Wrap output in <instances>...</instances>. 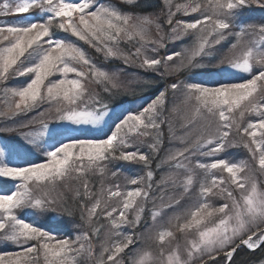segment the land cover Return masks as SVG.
Wrapping results in <instances>:
<instances>
[{"label":"snow or ice","instance_id":"snow-or-ice-1","mask_svg":"<svg viewBox=\"0 0 264 264\" xmlns=\"http://www.w3.org/2000/svg\"><path fill=\"white\" fill-rule=\"evenodd\" d=\"M254 6L264 9V0H163L153 17L104 0H0V16L10 17L0 24V116L41 109L39 128L0 129L23 140L0 146V241L19 249L0 252V264H125L129 257V264H157L138 247L145 239L156 245L159 264H232L242 247L264 250V189L254 175L256 165L264 173V19L243 18ZM185 37L191 44L176 51ZM226 41L228 54L217 58ZM80 42L124 67L98 65ZM133 66L164 85L144 104L115 113L110 101L128 94L121 74ZM193 69L220 78L168 82ZM20 77L27 79L7 86ZM181 106L187 115L175 130L166 114ZM165 127L172 147L159 159ZM235 147L248 158H230ZM158 159L156 169L174 171L157 182ZM124 163L145 170L126 178L136 187L106 184ZM169 184L176 195L165 204ZM53 215L78 231L58 236L42 222ZM177 232L183 248L172 247Z\"/></svg>","mask_w":264,"mask_h":264},{"label":"rangeland","instance_id":"rangeland-1","mask_svg":"<svg viewBox=\"0 0 264 264\" xmlns=\"http://www.w3.org/2000/svg\"><path fill=\"white\" fill-rule=\"evenodd\" d=\"M121 1V0H120ZM104 2H110V0H104ZM10 19V17H4V16H0V24H2L4 21ZM75 39V38H73ZM187 42L184 44V42H181L178 47L176 49V51H180L182 48L188 46L191 44V39L189 38L188 40H186ZM81 45L85 48V50H90V52H92L90 49L88 48L87 45H84L83 42H80ZM225 45V49H222V47H219V51L218 52H214V55H217V58L219 57V55H226L228 54V44L227 41L224 43ZM219 46V45H218ZM93 56H95L97 59V54L95 53V55L93 54ZM100 58H102V56H99ZM119 61V60H118ZM121 62V61H120ZM206 62V61H205ZM98 65L100 64L99 60H98ZM110 64H115L114 62H110ZM112 67H105L107 70L109 71H113V70H117L113 68V65H111ZM120 67H124L122 65V62L120 64ZM127 68V67H126ZM236 78V77H233ZM27 78L26 77H20L19 79H10L7 82V86L8 87H13V86H19L22 84L23 81H25ZM218 79L217 76H209L207 75V77L204 78V80L208 81V82H213L214 80ZM134 81V80H133ZM2 88L3 85L0 87V112H4L6 111V105L3 102V92H2ZM144 104V101L138 100V101H133L132 103H127L125 102V104H119L117 106L114 107L115 109V113H120L123 108H127V107H138L139 105ZM172 103L169 105L172 108ZM41 111V109H37L35 110L33 113H35L34 115H32V112H29V115H20V116H15V117H9V116H0L2 119H6L5 121H1L0 123V129H4V128H16L18 127L20 124L22 123H28V122H32L33 128H39V125L36 121H38L40 119V117L37 116V112ZM178 115V120L177 123L181 124L185 118V116L187 115V110L183 109V106H181V110L177 112ZM0 118V119H1ZM35 118V120H34ZM22 131H29L30 129L28 128H24L21 129ZM5 134V135H3ZM77 135L79 133H76ZM143 139V138H141ZM18 143H23L22 137H20L16 132H0V146L2 145H8V146H15ZM175 143V142H174ZM172 147V145L168 142V145L166 146V148L163 150V153L160 156V159L165 158L168 149ZM229 154H230V158H236V159H247L248 158V153L246 152V150L242 147H235V148H231L229 149ZM159 163V161H158ZM156 168V167H155ZM170 171H174L172 169H170V166L165 164L162 165L160 167L159 171H155V176H154V181H160L161 177L166 176ZM199 171V170H198ZM145 173V170L142 168V166H138V164H128V163H124L121 169V172L118 176V178L113 181V179L110 177L108 179V181H106L107 183H113V182H118L122 187L127 185V187L130 188H134L136 187L135 185H130L127 183V179L126 178H130V177H134V176H143ZM225 176L227 175L226 173L224 174ZM254 175L258 184V187H260L261 189H264V173H260L259 169H258V165H256L255 170H254ZM200 176L197 175V180H199ZM185 177L180 176L178 178V180H184ZM165 190L167 192V195L165 196V199L163 201V203H169L170 202V197L176 195L175 192L172 191L171 189V185H166L165 186ZM198 190V184H196L193 187V193H195ZM215 202L217 204L219 203H223L222 200H220L219 198H215ZM157 206H160L161 201L157 200L156 201ZM184 207V202H182L181 204V208ZM148 209L151 210L152 209V204L151 201L148 204ZM180 210V209H178ZM146 218H148L150 220V215L149 213H145ZM62 219L60 218H42V222L44 223L46 228H50L53 232H55L58 236H63L69 232H72L73 234L78 231L77 229H75L73 227L72 224L69 223H62L61 222ZM106 223V221H105ZM140 231H143L142 229ZM173 231L175 232V229L173 228ZM100 239H103V232L101 233V237ZM185 241L184 238L181 234H179L178 232L175 234V239L173 240L172 243V247L175 248L177 244H179L181 246V248H183ZM11 242H5V241H0V252H4V251H17L19 250L15 245H13L12 247L10 246ZM139 248H145L150 250L153 253V258L157 261V264H159V254L158 251L156 249V245L153 243V241L150 240H142L140 242V244L138 245ZM262 251V249H260ZM259 249L255 250V251H251L248 250L246 247H242L241 249H238L237 252L233 255V261L235 259V256H237V253L239 251H245L247 254H251L254 255L256 254V252H258L259 257H251V261H247L244 264H261L262 261H264V252H260ZM99 251H100V247H99V243L97 242L96 244V249H95V256L99 255ZM128 251V250H126ZM95 256L93 257V259H95ZM219 259V258H218ZM129 258L125 259V264H129ZM89 264H91V261H89ZM232 264H235L232 262ZM242 264V263H241Z\"/></svg>","mask_w":264,"mask_h":264},{"label":"trees","instance_id":"trees-1","mask_svg":"<svg viewBox=\"0 0 264 264\" xmlns=\"http://www.w3.org/2000/svg\"><path fill=\"white\" fill-rule=\"evenodd\" d=\"M174 2H183V0H174ZM110 3L115 4L116 6H118L120 9H122L124 11H134V12L141 14V15H150L153 17L160 15L162 8H163V0H138V5H139L138 7L130 6L126 3H121L120 0H110ZM243 18L247 22L259 23L262 21V19H264V9H260V8L255 7V6L250 8V9H246L243 13ZM188 39L189 38L185 37L182 42H184V44H185L187 42L186 40H188ZM180 43H181V41L175 42V50L180 47V46L178 47V45ZM216 47L219 48L221 46L217 45ZM171 48H172V44L170 43L169 50H171ZM222 49H225V45L222 47ZM86 51L92 56H93V54L95 55L94 50H91L92 52H90L89 49ZM99 56L100 55L97 54L98 59L95 56H93V57L96 59L97 62L99 60L100 64H103L104 67H112L111 65H113L114 69L121 68L120 67V64H121L120 61L115 60V61L104 62L103 57L100 58ZM220 56H222V55H219V57ZM216 57H217V55H216ZM110 62H114L115 64H110ZM207 75L208 74L204 73L203 70H201V69H193L191 73L182 74L179 77H169L168 82L170 83V82H172L173 79H177V78L184 79V78H186V76H191L193 78V80L200 81V80H204V78L207 77ZM219 78L220 77H218V79ZM121 80L128 86V94L127 95H123V94L117 95L112 101H110V103L113 105V107H115L119 104H125V102L132 103L133 101H138V100L144 101V103H145L146 101H148L154 97L158 88H162L164 85V81H161L159 79V77L157 76V74L144 72L143 70H141L137 67H134V66L124 68V72L121 74ZM133 80L134 81H136V80H140V81L155 80V84H152L151 86H148V87H144L142 83L141 84H137V83L128 84V81H133ZM1 86H2V84H0V87ZM172 101H173L172 94L169 93V105L172 103ZM169 109H171L170 106H169ZM33 112L34 111H32V113ZM177 112H169L166 114L175 130H178L179 125H180L177 123V120H178ZM29 114L30 113L26 114V116ZM34 114L35 113H33L32 115H34ZM5 120L6 119L1 118L0 122L5 121ZM3 135H5V134H3ZM143 140L145 141V144L150 142V138H143ZM168 142H169V129L167 127H165L164 128V143H163V148L159 154V159H160L161 154L163 153V150L168 145ZM142 150L147 151V148L144 147ZM159 159L157 161L153 162V165H152L153 169H156L155 167H156V164L158 163ZM138 166L141 167V165H139V164H138ZM159 170H160V168L156 169V171H159ZM49 218H60L62 220L68 219L66 216H61V215H53ZM76 220L77 221L79 220L78 214L76 216ZM10 246L12 247L13 244L11 243ZM262 251L264 252V250H262ZM262 251L260 250V252H262ZM250 256H252L253 258L256 256L259 257V254H258V252H256V254L251 255V254H247L245 251H239L237 253V256H235L233 263L244 264L247 261L249 262L252 260Z\"/></svg>","mask_w":264,"mask_h":264}]
</instances>
